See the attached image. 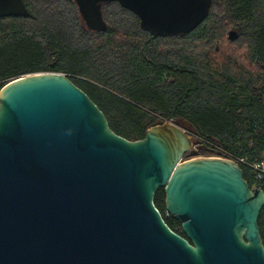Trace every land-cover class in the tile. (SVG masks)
<instances>
[{"label": "water", "instance_id": "1", "mask_svg": "<svg viewBox=\"0 0 264 264\" xmlns=\"http://www.w3.org/2000/svg\"><path fill=\"white\" fill-rule=\"evenodd\" d=\"M73 2L88 32L105 31L103 7L117 3L152 38L190 34L212 6ZM28 14L23 0H0V18ZM218 155L178 121L161 119L140 140L117 135L65 74L15 78L0 89V264H264V191L250 190L239 163ZM161 188L186 238L155 207Z\"/></svg>", "mask_w": 264, "mask_h": 264}, {"label": "trees", "instance_id": "2", "mask_svg": "<svg viewBox=\"0 0 264 264\" xmlns=\"http://www.w3.org/2000/svg\"><path fill=\"white\" fill-rule=\"evenodd\" d=\"M23 1L28 16L0 18V89L24 75L62 73L127 140L164 119L190 125L203 143L237 159H264V0H212L204 22L172 38H152L117 3L103 7L107 29L91 33L73 0ZM222 39L239 54L209 59ZM239 165L252 185V170ZM259 185L264 191V179Z\"/></svg>", "mask_w": 264, "mask_h": 264}, {"label": "flooded vegetation", "instance_id": "3", "mask_svg": "<svg viewBox=\"0 0 264 264\" xmlns=\"http://www.w3.org/2000/svg\"><path fill=\"white\" fill-rule=\"evenodd\" d=\"M243 178L246 181L248 188L250 190H254L257 189L254 187L253 183L252 185L249 183V180L246 179L244 173H243ZM155 196L157 198V209L160 212L162 218L164 219L166 225L169 227L170 230H172L174 233L182 236L183 238H186V236L184 235L183 231H182V226L181 223H179L178 221H176L174 219V217L172 215H170L167 211H166V194L163 188L158 189L155 193ZM154 196V198H155ZM264 208V206L262 207V209ZM261 209V211H262ZM260 211V213H261ZM259 213V215H260ZM258 228H259V234L261 236V239L263 241V245H264V228L261 229L260 224H259V217H258Z\"/></svg>", "mask_w": 264, "mask_h": 264}, {"label": "rangeland", "instance_id": "4", "mask_svg": "<svg viewBox=\"0 0 264 264\" xmlns=\"http://www.w3.org/2000/svg\"><path fill=\"white\" fill-rule=\"evenodd\" d=\"M227 31V28H226ZM220 41H224L221 43V45H218V43ZM218 43H215L213 49L209 52V59L211 57V59L213 61H220L221 58H224V56H232V54L238 55L240 50L238 47V45H231L227 42V40H220ZM218 45V46H217ZM214 51L218 52L220 51V56L219 58L216 55H210L212 54ZM244 51V50H243ZM224 55V56H223ZM242 64H245V59L240 61ZM239 62V63H240ZM157 123V122H156ZM155 123V124H156ZM208 156H215L214 153L212 152H208L206 150H196V155L193 157H208Z\"/></svg>", "mask_w": 264, "mask_h": 264}, {"label": "built area", "instance_id": "5", "mask_svg": "<svg viewBox=\"0 0 264 264\" xmlns=\"http://www.w3.org/2000/svg\"><path fill=\"white\" fill-rule=\"evenodd\" d=\"M218 151H219L218 156L234 160L237 163H239V164L241 163V164L247 166L248 168H250L254 174V182H253L254 187L257 189H261L259 183L264 179V159L260 162L247 163L244 160L237 159V158H235V157H233V156H231V155H229V154H227L221 150H218ZM215 156H217V155H215Z\"/></svg>", "mask_w": 264, "mask_h": 264}]
</instances>
